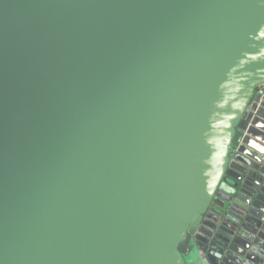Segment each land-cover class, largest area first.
<instances>
[{
	"label": "water",
	"instance_id": "obj_1",
	"mask_svg": "<svg viewBox=\"0 0 264 264\" xmlns=\"http://www.w3.org/2000/svg\"><path fill=\"white\" fill-rule=\"evenodd\" d=\"M258 88L264 0H0V264H264Z\"/></svg>",
	"mask_w": 264,
	"mask_h": 264
},
{
	"label": "built area",
	"instance_id": "obj_2",
	"mask_svg": "<svg viewBox=\"0 0 264 264\" xmlns=\"http://www.w3.org/2000/svg\"><path fill=\"white\" fill-rule=\"evenodd\" d=\"M257 93H259L262 97H264V88H258Z\"/></svg>",
	"mask_w": 264,
	"mask_h": 264
},
{
	"label": "rangeland",
	"instance_id": "obj_3",
	"mask_svg": "<svg viewBox=\"0 0 264 264\" xmlns=\"http://www.w3.org/2000/svg\"><path fill=\"white\" fill-rule=\"evenodd\" d=\"M196 254H197V251H196V249L193 247V248H192V256H195ZM184 258H186V256H185Z\"/></svg>",
	"mask_w": 264,
	"mask_h": 264
}]
</instances>
